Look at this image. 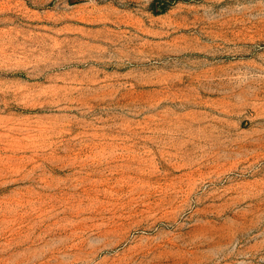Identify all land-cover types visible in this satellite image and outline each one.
<instances>
[{"label":"rangeland","instance_id":"1","mask_svg":"<svg viewBox=\"0 0 264 264\" xmlns=\"http://www.w3.org/2000/svg\"><path fill=\"white\" fill-rule=\"evenodd\" d=\"M0 264H264V0H0Z\"/></svg>","mask_w":264,"mask_h":264}]
</instances>
